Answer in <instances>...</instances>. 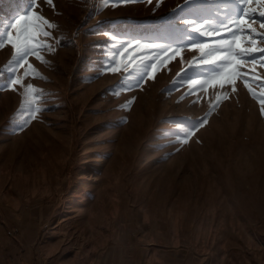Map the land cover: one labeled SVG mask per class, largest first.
<instances>
[{
  "label": "rangeland",
  "instance_id": "obj_1",
  "mask_svg": "<svg viewBox=\"0 0 264 264\" xmlns=\"http://www.w3.org/2000/svg\"><path fill=\"white\" fill-rule=\"evenodd\" d=\"M182 3L2 0L0 35L15 36L11 23L33 11L55 27L42 61L10 65L11 45L0 47V264H264V66L256 54L238 69L255 96L239 77L213 85L211 66L182 73L199 56L174 42L170 10ZM189 7L198 21L243 14L235 0ZM251 7L256 19H246L264 34V5ZM160 21L166 29L130 37L181 55L152 61L154 76L129 87L151 53L128 41L109 63L120 37L104 23ZM27 64L38 75L26 77ZM190 79L209 83L189 93ZM29 83L34 118L23 103ZM200 118L207 124L190 136L177 128Z\"/></svg>",
  "mask_w": 264,
  "mask_h": 264
},
{
  "label": "snow or ice",
  "instance_id": "obj_2",
  "mask_svg": "<svg viewBox=\"0 0 264 264\" xmlns=\"http://www.w3.org/2000/svg\"><path fill=\"white\" fill-rule=\"evenodd\" d=\"M34 2V0H33ZM49 4L52 0H47ZM126 2V0H125ZM151 2V0H149ZM157 6H159L160 0H156ZM194 0H183L182 4H177L174 9L170 11L174 13L171 20L173 28V34L175 37L174 42L179 44H186L187 47L195 49L199 52V56L193 57V61L189 63L188 69H182L184 73L192 68H199L202 66H211L215 69L210 79L213 85H219L224 87L226 84H233L234 77H239L244 80L245 86L248 88L249 93L256 95L252 87L249 86V78L245 73H241L238 69L242 66V61L246 58L252 59L253 63H256L255 55L259 54V63L264 66V48L258 47L256 39H253L250 35H241L245 32H251L253 35L264 39V34L257 33L252 27V24L248 22L249 19L255 20L257 10L251 7L253 0H235V3L242 8L243 14H240L238 9H232L231 18L228 16L223 17L219 21H214L209 18L201 17V20L196 19L198 14L192 5ZM258 5H264V0H255ZM244 5H248L244 7ZM259 18L264 20V7L259 10ZM202 21V22H201ZM11 29L16 31L14 36L11 31H7L6 37L0 35V47H3L5 43L11 45L13 49V60L11 64H21L27 60L30 55H35L38 60H43V56L40 55L42 50H54L52 44L47 43L48 39L52 38V33L48 31L50 28H54L55 25L47 20L37 12H29L26 15L18 16L14 19V22L10 25ZM261 28H264V23L260 24ZM44 37V39H40ZM134 43L130 47H136L143 50L145 53H151V55H145L142 60L136 65V71L139 74L138 79L129 81L128 86H139V81L143 80L145 76L153 77L157 70L158 64L152 63V61H158V63H164L169 58L181 55L180 47H173L170 44L160 43H142L136 37L130 38ZM251 43L252 47H245L244 42ZM124 43H128V39H125ZM123 45H121L122 47ZM163 53V58L158 59ZM149 65L151 70L149 71ZM27 68L31 69V72L25 71L24 75H38L36 70L31 64H27ZM9 71H14L9 67ZM111 71H119V69L112 68ZM178 77L181 75L177 74ZM256 82H260V77H255ZM22 81L18 79H12L11 84L14 86L21 84ZM209 83V79L204 80H188L189 93L203 87ZM27 89L33 90L31 98L25 97L23 103L31 111L33 118L36 112H39L40 108H35V102L37 100L36 90L34 85L29 83L26 85ZM134 99V98H133ZM219 100V97H217ZM128 103H131L129 101ZM259 103L262 105L260 112L264 115V96H261ZM215 105H213L214 107ZM127 107V104L125 105ZM34 108V111L32 109ZM206 118H200L196 121L190 122L187 126L177 124V128L180 129L185 136L194 134V130L197 127H203L207 124ZM184 143L187 140L183 141Z\"/></svg>",
  "mask_w": 264,
  "mask_h": 264
},
{
  "label": "trees",
  "instance_id": "obj_3",
  "mask_svg": "<svg viewBox=\"0 0 264 264\" xmlns=\"http://www.w3.org/2000/svg\"><path fill=\"white\" fill-rule=\"evenodd\" d=\"M2 0H0V4H1ZM209 7V5H205L204 8ZM214 11L208 10L207 15L211 16L213 14ZM104 25L109 26L108 29H112L115 31V36L120 37V44L118 46L115 47V49L113 50V54H112V58L109 61V63H113L114 61V57L118 51V49L121 47V45H126L124 43L125 39H128V41H132L130 38V36H134L137 35L138 32H154L156 29H166L167 25L166 24H161L160 22H151L149 25H145L143 26L142 23L140 22H130V26H124L123 24H114L113 26L110 27V22L109 23H104ZM131 33V34H129ZM119 34H125V35H129V36H123V35H119Z\"/></svg>",
  "mask_w": 264,
  "mask_h": 264
}]
</instances>
